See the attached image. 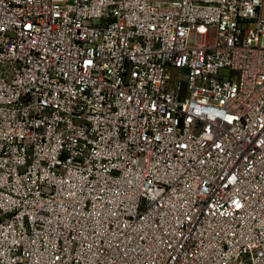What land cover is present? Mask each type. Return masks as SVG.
<instances>
[{
  "label": "built area",
  "instance_id": "obj_1",
  "mask_svg": "<svg viewBox=\"0 0 264 264\" xmlns=\"http://www.w3.org/2000/svg\"><path fill=\"white\" fill-rule=\"evenodd\" d=\"M0 264H264V0H0Z\"/></svg>",
  "mask_w": 264,
  "mask_h": 264
}]
</instances>
